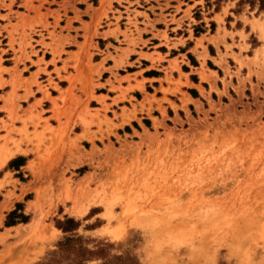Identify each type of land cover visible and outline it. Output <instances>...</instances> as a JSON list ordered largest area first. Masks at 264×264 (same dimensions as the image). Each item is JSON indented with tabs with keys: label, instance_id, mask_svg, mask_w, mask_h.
<instances>
[{
	"label": "rangeland",
	"instance_id": "rangeland-1",
	"mask_svg": "<svg viewBox=\"0 0 264 264\" xmlns=\"http://www.w3.org/2000/svg\"><path fill=\"white\" fill-rule=\"evenodd\" d=\"M177 1L0 0V93L8 92L0 110L10 124L25 117L33 130L43 124L42 132L21 134L19 143L32 148L24 153L32 156L0 181V191L12 190L0 204V264H264V0H200V13L183 12L193 32L201 29L191 18L212 30L205 18L218 11L222 28L211 40L212 57L197 54L201 83L194 101L184 93L182 75L173 80L176 60L158 89L146 88L139 99L120 88L122 81L114 80V87L107 80L104 87L91 77L101 68L90 63L101 54L91 47L92 34L114 26L108 33L116 39L113 33H124L118 32L121 21L141 33L137 18L149 23L144 13L155 16ZM241 13L250 21L241 15L240 24L227 23ZM181 20L171 23L179 27ZM229 26L242 31L225 33ZM75 45L78 52L61 60L62 49ZM87 46L92 54L82 52ZM111 70L124 72L121 61ZM131 78L124 81L141 89ZM65 84L62 96L50 99L48 91ZM32 86L50 102L55 129L41 119L47 113L42 99L21 109ZM97 88L104 97H93ZM135 118L139 125L130 133L117 130ZM17 142L13 149L0 146V166L2 156L21 152ZM11 198L19 200L11 212L26 205L17 213L25 221L15 219L21 225L5 229L10 211L4 220L1 212Z\"/></svg>",
	"mask_w": 264,
	"mask_h": 264
},
{
	"label": "crops",
	"instance_id": "crops-1",
	"mask_svg": "<svg viewBox=\"0 0 264 264\" xmlns=\"http://www.w3.org/2000/svg\"><path fill=\"white\" fill-rule=\"evenodd\" d=\"M200 0H192V2H180V0L177 1L176 4H171L169 10L165 12H153L155 16H150V14L144 13L147 16L148 22H145V18H137L136 23L142 24L137 26V29L141 33H136L131 28H126V26H123L121 24H124L123 21L120 22V24L117 26L118 32L124 33H113V35L116 37V39L111 35V33H108V31L114 30L115 27H108V28H102L100 31H97L98 36H93L91 39V47L93 48L94 45H96V48L98 51L101 52L99 54L98 58L95 61H91L90 63L93 65L101 64V68H99V79L97 76H91L92 80L97 82V84L100 86L108 87L106 84V81L109 80L114 87H116L114 80L122 81V83H119L120 88H129L128 95L131 98H141V95L145 93V89L152 87L153 89H158L160 82L163 78H165L167 75L165 74V70L168 69L173 64V60H176L177 65L176 67L178 70H173L172 77L173 80L179 78V73L182 75L180 78V82L184 83L186 82V86L184 87V93L186 94L188 100L194 101L197 99V89L196 86L201 83L199 76L195 73V70L200 69L201 61L198 59L197 54H206L207 58L212 57L210 55V49L215 48L212 39H215L218 35L222 33L220 24H217L215 22V17L220 12H212L208 15L205 19L213 24V29L208 30L204 26L206 23H204L203 19H194L193 25L198 27L201 30L194 31V28H192V25L190 22L186 24V18H183V12L189 8V15L192 16L193 13L197 11V13L200 10L199 6ZM179 4L184 5L183 7H179V11L175 13L174 8L178 6ZM153 8H155L152 5ZM148 7L144 8L147 9ZM137 13H142L139 10H135ZM228 14H231L230 12ZM241 15L246 18L247 21H250L249 17L246 16L244 13L236 14L234 16L235 21L228 20V24L239 22L241 20ZM173 17L174 21H177L179 19H182L181 25L177 27L178 23L174 22L171 23V18ZM142 19V20H141ZM113 24V22H111ZM164 24V25H163ZM186 25H189L190 27L187 28ZM248 26V25H247ZM126 29L129 30V33L126 32ZM220 31H217V30ZM174 30V31H172ZM223 30L225 33H239L241 30L240 26H229V27H223ZM170 31V32H169ZM164 32V33H163ZM243 33H249L246 30L243 31ZM61 36H65V33H60ZM57 35V33H56ZM69 37H74L73 34L68 33ZM78 37H81L82 34H76ZM165 36V38L163 37ZM228 38H225V43L228 44ZM37 41V40H35ZM118 42L120 45H116L115 42ZM76 44H81L83 42L82 39L77 40ZM110 46L114 49H119L118 51L109 50L107 47ZM219 47V46H218ZM79 50V46H74L71 49L62 51L65 53L60 57L61 60L69 59L71 54L77 53ZM84 54H92L93 50H91L88 46L85 47L82 51ZM110 54L113 58L112 59L106 57V54ZM37 58H40V55H37ZM51 60L50 56L45 57L44 62L49 65V70L52 71V64L49 63ZM87 60V58H86ZM33 61V60H32ZM119 61H121V64L123 66L124 72H117L114 73V71L117 70H111V74L116 75V78H111L110 73L107 71V69L112 68L114 66V62H117L119 64ZM62 66V63L55 64V68H60ZM160 66L161 69H158L157 67ZM185 67V69L181 70V67ZM120 70V69H119ZM36 71V68H33L30 73H34ZM208 71L212 72L213 70L208 69ZM71 75L73 72H69ZM135 77V80L137 82L141 83V89H135V83L133 81H124L127 78L132 79L131 77ZM40 81H46L47 78L45 77H39ZM52 79H54V76H52ZM45 83V82H44ZM191 86V87H189ZM67 84H65L63 87H59L60 91L56 92L54 89H51L48 91L50 99H58L60 96H62V93L66 90ZM164 88V86H161ZM31 91V99L30 96L28 102L26 105L22 104L23 101L19 102L21 109H25L28 105L33 104L35 101L42 99V94L37 92V89L35 86H32L30 89ZM8 92H2L0 93V97L4 98L7 95ZM19 96L23 95L22 93H17ZM33 95V96H32ZM104 92H101L98 88L94 90L93 97L99 98L104 97ZM117 96V92H114V94L107 95V98L109 100H112ZM1 100V99H0ZM96 103V101L92 100ZM137 101V100H136ZM42 102L45 103L43 106L45 108H42L43 111H47V113L43 114L41 119H48L49 126L53 129L56 128L57 125L52 124V114L48 112L49 104L50 102L45 98L42 99ZM60 100H55V104L60 107ZM107 105L111 104L110 101L106 102ZM2 102L0 101V109L2 107ZM116 108L120 109L121 106L116 104ZM126 107V106H125ZM98 107H91V109H99ZM128 109V107H126ZM20 118L22 114L19 112ZM142 119H146L145 117H141ZM27 119H30L29 117ZM0 120H2L4 123H6L8 126L5 129H1L0 125V146L7 147L9 149H13V142H17L21 139V134L24 132L32 133V132H42L41 128L43 124H39V127L34 129L31 126V123L29 120H26V117L23 118L24 122L19 121H13L11 124L6 120V114L0 110ZM146 127H148L150 124L147 121H144ZM139 125L137 118L131 119L128 122H123L122 125L117 127V130H125L126 133L129 132L130 129H135L136 126ZM13 130H11V128ZM134 127V128H133ZM145 127V126H144ZM46 130V129H45ZM47 134V133H46ZM20 135V136H19ZM11 140V141H10ZM10 141V142H8ZM18 143L19 152L16 154L12 159L11 157L4 155L2 156V165L0 166V181L3 178V176L7 173H10V169H19L25 166V163L28 157H30L31 153H24L26 150H30L32 148H29V146L25 145L24 143ZM7 156V159L5 158ZM32 156V155H31ZM6 160H5V159ZM10 159V160H9ZM8 160V161H7ZM4 163V164H3ZM15 191H13L14 196H19L18 188L15 186ZM8 192H12L11 189L4 186L2 191H0V204L5 202V199L3 198L4 195H6ZM28 202L31 200H27ZM16 203H19V200L16 198H11L10 200V206L7 210H4L1 212L2 220H4L5 214L7 212H11V210L14 208V205ZM1 207V206H0ZM26 209V205H22L20 209L16 211L17 213L24 214V211ZM1 210V209H0ZM9 212V213H10ZM7 221L8 219V215ZM6 221V222H7ZM33 221V220H32ZM29 223H26L24 225H27ZM5 229H11V228H17L18 225L21 224H6Z\"/></svg>",
	"mask_w": 264,
	"mask_h": 264
},
{
	"label": "trees",
	"instance_id": "trees-1",
	"mask_svg": "<svg viewBox=\"0 0 264 264\" xmlns=\"http://www.w3.org/2000/svg\"><path fill=\"white\" fill-rule=\"evenodd\" d=\"M18 207L19 206H16L15 210L8 214V219L9 220L6 222V224H8V225L14 224L15 223V221H14L15 219H20L21 221H25V218L22 215L16 214V211L19 209Z\"/></svg>",
	"mask_w": 264,
	"mask_h": 264
},
{
	"label": "bare ground",
	"instance_id": "bare-ground-1",
	"mask_svg": "<svg viewBox=\"0 0 264 264\" xmlns=\"http://www.w3.org/2000/svg\"><path fill=\"white\" fill-rule=\"evenodd\" d=\"M261 33H262V36H263V38H264V29H261ZM8 157H9V156H8ZM5 158L7 159V156H6ZM5 158H4V159H5ZM6 159H5V160H6ZM1 209H2V208H1Z\"/></svg>",
	"mask_w": 264,
	"mask_h": 264
}]
</instances>
